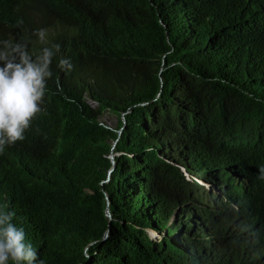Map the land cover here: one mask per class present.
<instances>
[{
	"label": "trees",
	"instance_id": "obj_1",
	"mask_svg": "<svg viewBox=\"0 0 264 264\" xmlns=\"http://www.w3.org/2000/svg\"><path fill=\"white\" fill-rule=\"evenodd\" d=\"M3 41L61 46L45 111L0 154V210L44 264H264L232 255L261 235L264 194L215 197L178 168L224 181L264 167V0H0Z\"/></svg>",
	"mask_w": 264,
	"mask_h": 264
},
{
	"label": "clouds",
	"instance_id": "obj_2",
	"mask_svg": "<svg viewBox=\"0 0 264 264\" xmlns=\"http://www.w3.org/2000/svg\"><path fill=\"white\" fill-rule=\"evenodd\" d=\"M33 35L42 45L48 44L45 29H37ZM60 47L59 44L53 43L51 46L42 47L38 53L33 54L29 51L26 42H0V154L5 151L6 147L24 141L25 133L32 127L33 121L45 111L42 105L48 92V82L53 78L52 62L60 53ZM58 67L65 72L72 70L71 61L67 58H60ZM87 101L90 105L95 106V102L91 99L87 98ZM122 115L123 113L120 114V116ZM121 129H118V135ZM49 136L47 144L54 139V136ZM114 141L111 143L108 154L109 160L112 154L113 156L117 154L112 150ZM218 143L230 149L239 150L238 142L229 133L221 134ZM29 144L37 147L33 141H30ZM110 167L107 173L110 172ZM178 168L185 180H193L215 197H222L226 192L235 193L242 189L247 196L248 205L252 207L256 200L264 194V167L259 164L245 162L229 172L224 181L218 180L215 174H208L212 179H207V181L191 178L184 166L179 165ZM107 179L106 176L100 183H104ZM197 180L208 186L205 188ZM107 205L105 202V208ZM105 216L108 218L106 211ZM257 216L261 235L255 230L250 237L239 239L245 248L244 250L237 249L232 255L242 259H258V263H264V213ZM14 217V211L0 210V264H44L38 251L31 243L26 242L24 229L18 228L12 222ZM107 224L109 227V223ZM232 229L236 237L245 232L243 226L236 220L232 224ZM105 231L104 237L107 235ZM146 233L152 240H155L153 236L156 237V234L161 237V233L156 230L147 229ZM224 257L230 259V256Z\"/></svg>",
	"mask_w": 264,
	"mask_h": 264
},
{
	"label": "rangeland",
	"instance_id": "obj_3",
	"mask_svg": "<svg viewBox=\"0 0 264 264\" xmlns=\"http://www.w3.org/2000/svg\"><path fill=\"white\" fill-rule=\"evenodd\" d=\"M98 120L100 122H102L104 125H106L107 127L114 128L116 123H117V116L114 113H110L108 111H105L101 114V116L98 118ZM197 182L204 185V187L208 186V185H205L204 183L200 182L199 180H197ZM153 237L155 238V240L160 238L159 234H156V237L155 236H153Z\"/></svg>",
	"mask_w": 264,
	"mask_h": 264
},
{
	"label": "water",
	"instance_id": "obj_4",
	"mask_svg": "<svg viewBox=\"0 0 264 264\" xmlns=\"http://www.w3.org/2000/svg\"><path fill=\"white\" fill-rule=\"evenodd\" d=\"M120 119H121V122H122V125H121V127H120V129L124 126V120H123V118H122V116H120ZM118 133H119V131H118ZM116 141V140H115ZM115 141L113 142V144L112 145H114V143H115ZM110 161H111V167H110V170L109 171H111L112 170V168H113V154L110 156ZM108 204V202L106 201V205ZM105 211H106V215L108 216V218L110 219V214H109V212H108V210H107V208H105ZM107 227H108V224H107ZM107 231H108V228L106 229V233H107Z\"/></svg>",
	"mask_w": 264,
	"mask_h": 264
}]
</instances>
